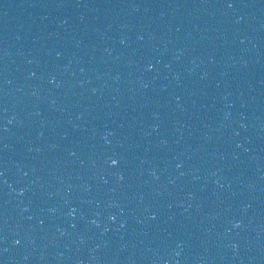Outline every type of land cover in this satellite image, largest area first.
Returning <instances> with one entry per match:
<instances>
[{
    "label": "water",
    "instance_id": "water-1",
    "mask_svg": "<svg viewBox=\"0 0 264 264\" xmlns=\"http://www.w3.org/2000/svg\"><path fill=\"white\" fill-rule=\"evenodd\" d=\"M0 264H264V0H0Z\"/></svg>",
    "mask_w": 264,
    "mask_h": 264
}]
</instances>
